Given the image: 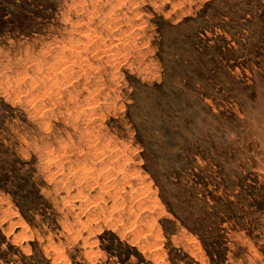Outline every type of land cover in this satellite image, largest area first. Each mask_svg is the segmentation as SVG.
I'll list each match as a JSON object with an SVG mask.
<instances>
[{"label":"rangeland","instance_id":"1","mask_svg":"<svg viewBox=\"0 0 264 264\" xmlns=\"http://www.w3.org/2000/svg\"><path fill=\"white\" fill-rule=\"evenodd\" d=\"M0 264H264V0H0Z\"/></svg>","mask_w":264,"mask_h":264},{"label":"bare ground","instance_id":"2","mask_svg":"<svg viewBox=\"0 0 264 264\" xmlns=\"http://www.w3.org/2000/svg\"><path fill=\"white\" fill-rule=\"evenodd\" d=\"M115 45V44H114Z\"/></svg>","mask_w":264,"mask_h":264}]
</instances>
